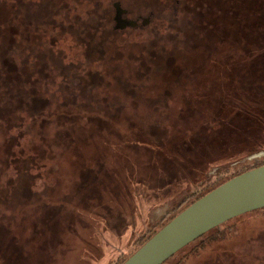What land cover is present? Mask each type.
Listing matches in <instances>:
<instances>
[{
  "label": "rangeland",
  "instance_id": "374dc122",
  "mask_svg": "<svg viewBox=\"0 0 264 264\" xmlns=\"http://www.w3.org/2000/svg\"><path fill=\"white\" fill-rule=\"evenodd\" d=\"M116 1L128 10L129 19H151L139 28L117 30L120 42L129 39L134 43L149 33L172 29L168 19L179 16L189 0H0V96L9 95L2 103L14 104L8 115L0 117V264H47L58 242L89 223L94 224L106 255L90 259L93 264H106V258L126 244L125 235L115 234L105 223V218L125 214L110 207L121 199L122 179L124 183L129 179L134 188L140 210L136 231L140 233L157 224L191 192L223 178L226 170L232 173L264 162V150L255 147L224 160L206 161L197 178L186 175L180 162L175 166L158 159L162 144H178L181 147L174 153H185L190 143H184V136L193 123L191 114L178 113L187 108L178 96L167 97V104L175 110L172 115L156 110L155 79L138 88L132 86L139 63L144 73L146 49L157 50L158 45L134 46L133 57L122 49L100 73H86L87 60L100 65V57L85 52L84 46H99L100 40L96 31L81 33L80 23L87 11L97 19L94 11L102 7L115 26ZM192 8L197 29L191 31L184 24L190 34L183 40L195 46V59L203 54L204 61L214 62L218 53L264 51V0H193ZM31 27L38 33L34 35ZM210 41L215 42V49L203 47ZM211 65L205 63L199 71H191L194 77L190 80L178 82L179 74L164 77L168 93L186 87L187 102L197 117L209 116L215 102L209 104L201 96V90L213 83L209 75L220 76ZM167 70L169 75L179 73L173 67ZM221 79L216 78V83ZM73 96L78 98L76 104L71 103ZM24 103L28 110L39 105L48 116L35 123L36 116H28L25 107L18 110ZM82 109L109 119L74 114ZM208 118L204 123L211 125L213 120ZM175 169L184 170L185 177L175 175ZM248 218L225 248H208L186 264H264V225ZM225 231L226 225L218 229ZM192 249H184L165 264H173Z\"/></svg>",
  "mask_w": 264,
  "mask_h": 264
},
{
  "label": "trees",
  "instance_id": "16d2710c",
  "mask_svg": "<svg viewBox=\"0 0 264 264\" xmlns=\"http://www.w3.org/2000/svg\"><path fill=\"white\" fill-rule=\"evenodd\" d=\"M193 0H189L185 3L184 8L179 16L171 15L168 19V23H171L172 29H168L166 33L154 32L145 35L143 41H129L125 39L124 42H120L118 37V31L115 30L114 26L111 25L110 13L105 8L100 7L96 9L97 19L93 12L87 11L85 18L80 23L79 29L81 33H91L96 31L99 33L98 39L100 40L99 46L90 45L87 49L84 46L85 52L98 53L100 65H95L94 60H87L86 66L88 70L86 73L89 75L100 73L103 66L108 65L111 61L120 55L119 52L122 49L128 52L131 57L135 53L131 52L134 46H145L144 43H150L152 46L158 45V49H146V65L144 67V73L142 72L143 66L141 63L138 65V72L133 77L134 88H138L143 83H150L152 80L156 82L157 86V100L155 105L156 110H162L166 115H172L175 110L167 104L168 99H175L174 96H178L181 101L187 104V108L178 113L187 112L191 114L189 117L193 119L191 126V132L189 135L184 136V143H190L186 146L185 153H174L180 148V145H159V158L163 159L170 165L180 162L184 164L183 168L186 170V175H194L198 178V170L205 167V162L209 164L213 161H220L231 156L240 155L244 151L257 147V150H264V51L255 53L253 50L248 49L247 52H234V53H218L213 59L214 62H206V58L203 54H199L200 57L195 59L196 53L191 42H185L183 38L189 36V29L184 25L187 24L191 27V31L196 30L197 23L192 19V13L195 9L192 8ZM94 9V8H92ZM16 16V13H14ZM13 16V17H14ZM204 16V14L202 15ZM43 23V22H42ZM45 24H50L44 22ZM199 27V26H198ZM201 28H204L202 26ZM199 28L198 30H200ZM205 29V28H204ZM30 30L33 34H37V29L31 27ZM202 30V29H201ZM53 31V30H52ZM183 32L182 36L179 34ZM210 32H213L210 30ZM191 38V35H190ZM220 41V40H219ZM190 45L192 46L190 48ZM215 42L210 41L208 44L205 43L203 47L215 49L213 47ZM199 47V46H197ZM88 55V54H86ZM93 55V54H91ZM196 64L193 66V63ZM205 63L212 64L210 68L214 71L220 72V76L216 74H210L209 77L213 79V83L204 88L201 94L202 97L208 100L209 104L215 101V105L211 108L210 118L213 123L210 125L204 123L208 121L209 116L206 114L196 115V110L190 107L187 102V94L185 92L186 87H176L175 93H168L164 84V77L167 75L179 76L178 82L183 80H190L193 74L191 71L201 68L200 65ZM95 65V66H94ZM198 66V67H197ZM168 67H173L179 73L169 75ZM153 69V72H148ZM196 71V72H197ZM79 73V72H78ZM159 74V75H158ZM198 74V73H197ZM79 75H82L79 74ZM159 77V78H158ZM156 78L159 80L156 81ZM216 78H222L219 83H216ZM158 81H161L160 85ZM198 90L197 88H195ZM12 91V89H9ZM172 90V89H170ZM199 91V90H198ZM8 93V92H7ZM171 96V97H169ZM13 101L14 97L11 96ZM169 97V98H167ZM9 99V95L0 96V117L9 114V110L14 105L12 102L2 103ZM77 97L73 96L72 104H76ZM229 99L232 103L227 105L217 103V100ZM159 100L163 101L161 104ZM5 104V105H4ZM232 105V106H230ZM4 106L6 109L1 110ZM28 111V116H36L35 123H39L42 118L48 116L45 111H41L39 105L31 107L29 110L26 108L25 103L19 107L18 110L22 111L24 108ZM229 107V108H228ZM38 111V112H37ZM75 112V111H74ZM34 113V114H33ZM58 112L50 117L55 118L60 115ZM78 117H84L86 119H97L102 117L104 120H108V116H102L97 111L82 109L74 113ZM188 119V118H187ZM203 121V122H202ZM1 125V124H0ZM118 129H120L118 127ZM120 132V130H118ZM183 143H181L182 145ZM174 146V147H173ZM177 146V147H176ZM185 147V146H184ZM182 147V148H184ZM181 148V150H182ZM168 152V153H167ZM168 154L170 157H168ZM158 156V154H157ZM264 165V162L246 166L240 171L230 173L226 170L223 178H217L211 184H208L202 190L191 192V194L185 197L181 202L175 205L166 215H164L152 228L137 233L136 224L138 223L137 213L139 214V206H137L136 196L132 183L122 179L123 194L119 203L116 202V206L110 205L113 210L116 209L117 213H121V209L125 212L123 216L114 218H105L107 228H109L115 234L123 233L126 237V244L124 248H117L118 250L111 256L106 258V264H123L130 256H132L142 245H144L156 232L164 227L169 221H171L180 212L200 199L207 193L211 192L218 186L227 182L228 180L236 177L248 170ZM174 166V168H175ZM166 167L169 168L168 165ZM132 166L128 167V170H132ZM183 172V173H182ZM181 174L185 177V172L175 169V175ZM104 202V201H103ZM122 205L123 208H119ZM259 212H263L258 214ZM255 221V223L264 225V208L259 209L239 217H236L221 226L226 225L227 231L218 232L217 227L196 241L192 242L178 253H176L169 260L174 259L181 251L191 246L193 248L186 255H183L173 264H186L189 258L192 256H199L203 251L208 248H217L218 246L226 247L228 241L233 237L232 235L239 234V226L243 224L244 220ZM102 224V223H101ZM94 224L89 223L86 228H79L70 233L63 241L58 242L59 248H54L51 252L50 261L47 264H93L90 257L93 255L104 259L106 257L105 251L100 244V240L95 229ZM100 225L99 223L97 224ZM242 227V226H241ZM217 230V231H216ZM231 236V237H230ZM239 236V235H238ZM197 244L193 245L194 243ZM193 245V246H192ZM220 249V248H219ZM128 250V253L125 251ZM167 260L165 263H167ZM164 263V264H165Z\"/></svg>",
  "mask_w": 264,
  "mask_h": 264
},
{
  "label": "water",
  "instance_id": "95a60500",
  "mask_svg": "<svg viewBox=\"0 0 264 264\" xmlns=\"http://www.w3.org/2000/svg\"><path fill=\"white\" fill-rule=\"evenodd\" d=\"M115 30L134 27L116 1ZM145 19L143 25H147ZM264 208V165L248 170L196 200L156 232L123 264H164L209 231L241 215Z\"/></svg>",
  "mask_w": 264,
  "mask_h": 264
},
{
  "label": "flooded vegetation",
  "instance_id": "af4514ba",
  "mask_svg": "<svg viewBox=\"0 0 264 264\" xmlns=\"http://www.w3.org/2000/svg\"><path fill=\"white\" fill-rule=\"evenodd\" d=\"M119 2V1H118ZM115 3V2H114ZM122 6V5H121ZM115 9V8H114ZM125 9V8H124ZM126 13L123 15V17L125 18V19H127V20H132V21H135V22H137V24L134 26V27H131V28H139L140 27V25L142 26L143 25V22H144V20L145 19H150V18H143V19H141V18H139V19H135V20H133V19H129L127 16H128V10L126 9ZM149 21H151V19L149 20ZM126 28H128V27H126ZM125 28V29H126ZM124 30V29H123Z\"/></svg>",
  "mask_w": 264,
  "mask_h": 264
}]
</instances>
